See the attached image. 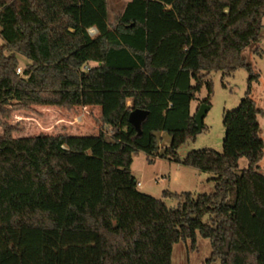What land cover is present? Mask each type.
I'll use <instances>...</instances> for the list:
<instances>
[{"label": "trees", "instance_id": "16d2710c", "mask_svg": "<svg viewBox=\"0 0 264 264\" xmlns=\"http://www.w3.org/2000/svg\"><path fill=\"white\" fill-rule=\"evenodd\" d=\"M263 17L264 0H128L111 26L107 0H0V111L99 106L102 127L0 135V264H171L173 245L196 232L210 240L205 264H264V110L250 96L258 74L247 54H262ZM18 54L30 60L21 73ZM238 68L247 88L223 111L222 152L181 161L213 173L214 191L163 190L175 207L140 192L133 155L179 162L178 147L205 128L190 112L195 93L210 72ZM207 90L209 105L210 81ZM136 108L148 112L140 133L128 120ZM161 131L171 141L158 154ZM241 157L248 166L237 170Z\"/></svg>", "mask_w": 264, "mask_h": 264}, {"label": "rangeland", "instance_id": "374dc122", "mask_svg": "<svg viewBox=\"0 0 264 264\" xmlns=\"http://www.w3.org/2000/svg\"><path fill=\"white\" fill-rule=\"evenodd\" d=\"M127 1L107 0L108 21L111 26H114L116 16L122 12ZM0 43H2L1 39ZM258 47L262 51L261 56L256 55L252 50H247L253 70L258 74V79L251 83L250 96L256 105L264 110V17ZM17 56L21 73L30 60L21 54ZM248 76L249 74L244 68H238L231 75L223 78L220 71L209 73L200 89L195 93V98L190 102V112L195 114L198 107L205 104L203 100L208 97L207 81H210L212 93L209 97V108L203 118L205 128L194 138L187 139L178 147L176 157L180 161L177 162L171 157L159 155L148 159L142 151L133 155L130 171L136 181L140 183L137 185L140 192L162 199L168 207H175L177 200L164 197L163 190L172 193L187 191L192 194L214 191L213 173L200 171L184 165L181 161L189 151L195 149L210 148L219 153L222 152L223 111L238 106L246 91ZM191 84H194L193 80H191ZM5 108L6 111H0V135L6 128H9L13 137L38 134L82 136L95 135L102 128L98 121L99 107L75 106L72 109H66L55 105H31L28 108H10L7 105ZM258 122L259 133L264 143V115L258 116ZM157 137L159 154L170 144L171 137L164 131L158 132ZM247 166V158H239L237 170H242ZM258 166V171L264 173V153ZM210 253V240L196 232L194 243L191 239H187L180 240L173 245L171 264H205ZM208 264H219V261H211Z\"/></svg>", "mask_w": 264, "mask_h": 264}, {"label": "water", "instance_id": "95a60500", "mask_svg": "<svg viewBox=\"0 0 264 264\" xmlns=\"http://www.w3.org/2000/svg\"><path fill=\"white\" fill-rule=\"evenodd\" d=\"M209 106L207 104H202L198 107L197 111L194 114V121L199 130L203 127V118L208 110ZM147 110L136 108L130 111L128 115V120L130 124L135 128V130L141 132V122L147 115Z\"/></svg>", "mask_w": 264, "mask_h": 264}, {"label": "built area", "instance_id": "2783aa9c", "mask_svg": "<svg viewBox=\"0 0 264 264\" xmlns=\"http://www.w3.org/2000/svg\"><path fill=\"white\" fill-rule=\"evenodd\" d=\"M88 32L90 35H94L96 33V29L94 27H91L88 29ZM17 72L20 73V68H17ZM139 181H137V185H139Z\"/></svg>", "mask_w": 264, "mask_h": 264}, {"label": "crops", "instance_id": "0c3cea01", "mask_svg": "<svg viewBox=\"0 0 264 264\" xmlns=\"http://www.w3.org/2000/svg\"><path fill=\"white\" fill-rule=\"evenodd\" d=\"M128 104H129V101H128ZM91 107H99V106H91ZM99 109H100V107H99ZM262 174H264V173H262Z\"/></svg>", "mask_w": 264, "mask_h": 264}]
</instances>
